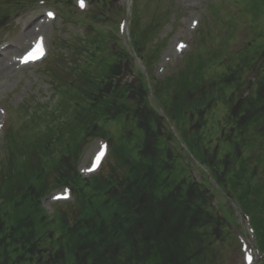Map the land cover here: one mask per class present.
Listing matches in <instances>:
<instances>
[{
	"label": "trees",
	"instance_id": "obj_1",
	"mask_svg": "<svg viewBox=\"0 0 264 264\" xmlns=\"http://www.w3.org/2000/svg\"><path fill=\"white\" fill-rule=\"evenodd\" d=\"M96 2L105 4L104 0ZM96 29V38L101 40L102 30L99 26ZM118 52L112 55L113 64L108 72L120 67L117 57H125L132 63L123 50ZM139 52L145 56L144 47ZM97 74L94 69L81 75L83 83L78 93H85L87 103L82 110L75 109L78 113L70 124L78 127L79 132L91 131L112 141L113 155H120L119 161L109 172L106 163L98 174L82 178L77 170V158L84 140L78 139V135L72 144V139L65 140L64 124L47 133L36 132L31 144L24 143L22 138L21 143H10L14 175H23V180L18 181L20 185L14 194H11L12 186L8 187L9 194L4 193L6 202L0 203V222L6 221L8 215L11 218L8 225L0 223L1 254L5 256L1 264H14V260L15 264H25L27 259L26 264H194L189 260L196 255L197 247L188 248L185 236L199 240L202 234L195 227L209 223L211 216L205 209L203 192L182 194L186 178H180L181 168L174 161L182 162L169 137L162 133L160 117L150 108L142 115L136 112L135 87H114V73H110L108 82L109 74L101 77ZM137 89L148 91L142 82ZM110 91L114 94L108 99ZM258 92V98H250L243 110L251 117V123L256 115L260 114L259 120L264 116V77ZM177 104L179 108L172 110L182 113L184 107ZM109 122L120 125L118 134L106 127ZM228 125L230 121L225 118L222 124H217V129L221 131ZM236 125L237 133L244 127L242 119ZM229 135L225 157L235 159L234 167L240 165L237 172L232 171L236 181L250 182L257 167L249 168L245 159L236 156L238 150L246 152L248 148L236 134L229 132ZM53 148H60L57 156L53 155L56 150ZM201 157L206 162L214 160ZM44 176L53 178L52 186L68 185L75 194L73 203L59 206L51 216L40 205V199L49 191V181ZM29 177H33L32 182L28 181ZM9 199L10 206L3 210ZM15 210L16 217L12 215ZM15 247L19 248L17 252ZM196 264L204 263L199 260Z\"/></svg>",
	"mask_w": 264,
	"mask_h": 264
},
{
	"label": "rangeland",
	"instance_id": "obj_2",
	"mask_svg": "<svg viewBox=\"0 0 264 264\" xmlns=\"http://www.w3.org/2000/svg\"><path fill=\"white\" fill-rule=\"evenodd\" d=\"M122 1L128 14V21H125L126 28L128 29L130 27V18H132L131 8L134 6V0ZM136 1H138V3H136V13L133 15V18L136 19L139 17L141 27L148 28L147 30L149 31L146 32L148 46L151 48V44L162 43L161 54L155 60L153 67L154 76L158 81H164L170 76L176 78L178 73H181L182 69L185 68V61L189 57L190 59H194V61H196L198 54L194 53V51L198 47V37L203 31L206 32V30H209V38H212L215 41V44L220 41L224 42L231 31L221 34V28H219L220 16H225L224 9L227 4L232 6L230 7L232 9H238V2L236 0H224L226 5L222 8L220 3H217L218 0ZM244 3L245 5L240 8V16L253 21V25L249 30L256 34L263 32L264 0H247ZM215 5H217L218 8L212 10ZM37 8H39L37 11L32 9V11L27 10L25 12L26 14L19 16L16 19L15 24L11 27L10 32L8 31V28L2 29L0 32V44L2 43L0 48L8 45L7 48L10 49L11 53L6 54L10 58L20 57V55L31 45V42H33V40H31L33 39L32 36H23V33L25 32V24L26 22L32 20V18H35V22L45 18V14L48 10V7L41 4L37 5L34 9ZM230 8L228 10L229 13L231 11ZM216 12L218 13L214 14ZM45 24L46 27L43 30L44 36L48 41V48H50V45L52 48V54L50 57L54 56V60H58L62 67L69 63L67 57H71L73 55L74 60H78V56L74 55L73 51H71L72 55H69L67 53V49L65 48H61L60 51L54 50L55 42L57 45L59 42L64 41L71 35L72 31H75V29L68 26L65 27L66 24L61 16H57V18L53 17V19H50ZM243 29L247 28H242V30ZM204 37L208 38V36ZM240 41H244V38L241 40V32L240 36L234 39L231 46L239 44ZM262 42H264V34L263 37L256 39L255 44L259 45L262 44ZM77 46H79V43H77ZM13 49L15 51H12ZM252 49H255L254 45ZM210 52L222 55L225 50L219 51L215 48V50H211ZM15 53H19V55L15 57ZM45 62L13 69L6 75L8 78L7 82L6 80H3L0 84V191L3 189L4 193L6 192L7 195L10 192L7 188L10 186L13 188L11 194H14L17 191L16 189L18 184L20 185L18 181L23 180V175H14L13 167L15 162H13L12 157L10 156V150L6 148L7 143L5 139V132L4 127H2L6 122L7 116L2 108L4 106H12L14 108L18 107L21 109L24 102H29L33 106L36 105L38 107L41 105L49 106L50 104L52 105L55 103L54 88L52 87L55 80L53 77L51 79L50 74L47 73L46 69H48V62ZM222 111V109H219L215 115H221ZM174 125L188 154L190 153L189 155H191V157L193 156L192 158L194 159L195 166L198 168L194 167L193 171L196 172V179L201 181L200 175H202V172L200 169L202 170V167L200 164H202L203 159L198 155V150L194 149L192 146L190 138L187 134L185 135L182 125L175 120ZM252 142H255V138L249 141V143ZM101 143L102 140L98 137H89L81 146L80 152L78 153L77 164L78 170L83 176H89V174L91 175V173H96L99 170L92 169L93 164L91 161L95 152L101 148ZM201 144L204 145L205 141ZM257 148L249 147L245 152L246 157L251 155V158H253L254 155H258ZM249 149L250 151H253L252 154L249 153ZM109 158L110 160L106 165V172H109L111 167L119 161L120 155H108L106 160ZM204 166L209 169L207 164H204ZM260 170H263L262 167ZM53 174L51 176H54ZM210 175L214 181L217 182L215 186L218 190L216 193V200L219 203L218 211L228 220L232 227L238 230L239 234L242 232V235L238 236V240L235 244L225 242L223 245L215 244L212 247L213 249L210 247L208 264H244V254L251 252V248L256 249V245L249 231L248 224L246 221L241 222L238 219L239 214L237 211H233L231 202L228 203L229 198L227 197V194H230L233 197H230V200H232L237 206L241 216L250 222L251 227L255 231L257 241L259 243L264 242V210L257 208L254 200L255 197L253 196V193L264 195V184L255 185L251 182V187L245 188L249 191L246 193L242 186L232 185V181L230 179H227L225 183L220 182L211 169ZM51 176L48 179L49 187L54 189H52L51 193L48 194L49 196L43 200V206L47 210L48 214H53L55 209H57L60 205H58L60 202H55L53 195L57 192L63 191L62 189H56L50 184L53 180ZM258 176H261L260 172ZM257 179L258 177L254 181ZM262 180H264V178ZM6 199L7 196L3 195L1 197L0 195L1 204H4ZM70 201H73V199ZM239 227L241 232L239 231ZM235 229H233V232H235ZM242 239L246 241L243 246ZM256 257L257 259L255 264H258L262 255L258 252Z\"/></svg>",
	"mask_w": 264,
	"mask_h": 264
},
{
	"label": "bare ground",
	"instance_id": "obj_3",
	"mask_svg": "<svg viewBox=\"0 0 264 264\" xmlns=\"http://www.w3.org/2000/svg\"><path fill=\"white\" fill-rule=\"evenodd\" d=\"M41 28L44 29L45 28V22H41ZM36 30V28H35ZM29 34L30 35H33V37H37L39 35V32H34L32 30L29 31ZM8 52V51H6ZM9 54V53H8ZM15 64L12 63V64H9V62H7V59L5 58L4 60H0V77L2 75H4L9 69L15 67L14 66Z\"/></svg>",
	"mask_w": 264,
	"mask_h": 264
},
{
	"label": "snow or ice",
	"instance_id": "obj_4",
	"mask_svg": "<svg viewBox=\"0 0 264 264\" xmlns=\"http://www.w3.org/2000/svg\"><path fill=\"white\" fill-rule=\"evenodd\" d=\"M79 4H80L81 7H84L85 6L84 5V0H79ZM49 15L51 16L53 14L52 13H49ZM28 56L31 57L32 56V53H29ZM97 160H99V155L97 156ZM87 170H91V169H87ZM247 259L249 261H251L252 258H251V256H248Z\"/></svg>",
	"mask_w": 264,
	"mask_h": 264
}]
</instances>
